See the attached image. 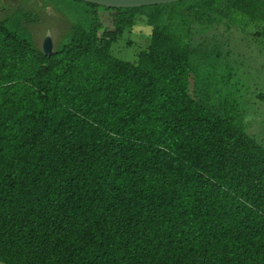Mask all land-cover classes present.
Segmentation results:
<instances>
[{"label":"trees","instance_id":"trees-1","mask_svg":"<svg viewBox=\"0 0 264 264\" xmlns=\"http://www.w3.org/2000/svg\"><path fill=\"white\" fill-rule=\"evenodd\" d=\"M71 1L50 55L30 13L0 19V262L264 264V145L228 99L192 93L190 40L197 20L264 36V0ZM138 15L151 32L131 62L112 45Z\"/></svg>","mask_w":264,"mask_h":264},{"label":"rangeland","instance_id":"rangeland-1","mask_svg":"<svg viewBox=\"0 0 264 264\" xmlns=\"http://www.w3.org/2000/svg\"><path fill=\"white\" fill-rule=\"evenodd\" d=\"M38 1L42 4L38 5ZM31 2L33 7L22 0L21 7L30 13L31 20L38 18L43 22L37 25L25 22L24 25L38 47L46 29H50L55 50L78 19L84 5L71 0H64L58 5L43 3L42 0ZM47 5L52 7L50 14L45 11ZM98 10L103 25L113 28L110 11ZM54 12L60 17L54 19ZM141 18L144 16L138 15L132 30L125 31L113 43L112 53L115 56L136 61L138 50L149 42L151 32V27ZM262 28L243 27L226 20L209 23L197 20L192 25L190 40L193 44L191 64L196 73L192 93L198 99L206 98L209 103H220L222 106L228 99L233 106L231 113L239 114L246 130L264 145V36L259 35Z\"/></svg>","mask_w":264,"mask_h":264},{"label":"water","instance_id":"water-1","mask_svg":"<svg viewBox=\"0 0 264 264\" xmlns=\"http://www.w3.org/2000/svg\"><path fill=\"white\" fill-rule=\"evenodd\" d=\"M81 1L94 3L108 8H115V7H140V6H148L155 4H164V3L175 2L178 0H81ZM52 47L53 45L51 42L50 34L47 33L42 46L43 53L47 55L52 54L53 52Z\"/></svg>","mask_w":264,"mask_h":264},{"label":"flooded vegetation","instance_id":"flooded-vegetation-1","mask_svg":"<svg viewBox=\"0 0 264 264\" xmlns=\"http://www.w3.org/2000/svg\"><path fill=\"white\" fill-rule=\"evenodd\" d=\"M21 1L22 0H0V19L1 18L3 19L6 15H9V14L13 13L15 10H19V9H21L23 11V13H28V11L24 10L21 7V5H22ZM25 1L29 3V6H31V7L34 6V3H32V2L30 3L31 0H25ZM37 4L41 5L42 3H40L38 1ZM51 8H52L51 5H47L45 11L50 14L51 13ZM53 15H54V19H55V17L56 18L60 17V14L58 15V13H56V12H54ZM29 22H30V24H36L37 25L39 23H42L43 21H40L38 18H36V19L33 18ZM47 33L50 34L51 42H52V45H53L52 48H53V51H54V41H53V37H52V33H51L50 29H46L45 34H44L43 38L40 41V47L39 48L42 50L43 42H44V39H45ZM31 36H32V34H31ZM32 38H33V36H32ZM34 43H35V41H34Z\"/></svg>","mask_w":264,"mask_h":264}]
</instances>
